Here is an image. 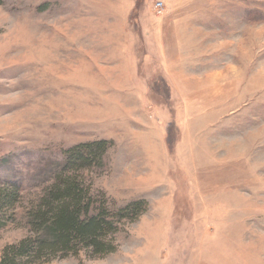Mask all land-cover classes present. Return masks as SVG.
Instances as JSON below:
<instances>
[{"label":"rangeland","instance_id":"obj_1","mask_svg":"<svg viewBox=\"0 0 264 264\" xmlns=\"http://www.w3.org/2000/svg\"><path fill=\"white\" fill-rule=\"evenodd\" d=\"M145 2L153 53L136 14L115 36L74 0H1L0 189L20 190L0 253L32 235L66 151L120 135L128 149L112 142L80 176L112 209L146 212L119 225L114 253L49 264H264V0ZM148 126L166 156L136 148Z\"/></svg>","mask_w":264,"mask_h":264},{"label":"trees","instance_id":"obj_2","mask_svg":"<svg viewBox=\"0 0 264 264\" xmlns=\"http://www.w3.org/2000/svg\"><path fill=\"white\" fill-rule=\"evenodd\" d=\"M1 3V0H0ZM145 0H136L132 15L138 20ZM112 142L101 140L77 145L65 152L53 182L42 191L30 214L32 235L8 245L0 253V264H49L89 252L103 258L116 251L114 234L124 220L136 222L147 210L144 199L112 209L105 195H95L80 176L101 166ZM0 189V230L7 212L19 199V187Z\"/></svg>","mask_w":264,"mask_h":264},{"label":"crops","instance_id":"obj_3","mask_svg":"<svg viewBox=\"0 0 264 264\" xmlns=\"http://www.w3.org/2000/svg\"><path fill=\"white\" fill-rule=\"evenodd\" d=\"M148 1L149 0H147V2ZM147 5L148 3L146 2L145 4L142 5L141 10L143 12L140 11L138 20L134 19V21H136L141 27V29L139 30L141 35L139 36H141L140 39L142 43L153 53V51L154 52L156 51V49L154 48L157 46L158 41L152 39V37H154L155 34H153V36L152 35L148 36L149 33L147 30L148 28L146 23L144 22L146 17L149 16V10L147 8ZM135 7H136V0H74L72 11L73 12L78 11V14L76 15H78L81 20L88 15V17L92 22L100 21L101 19L111 22L112 31L115 32L113 35L121 36L119 33H121L122 30H125V28H123V24L124 23L129 24V20L130 21L133 20L132 15L135 10ZM141 13L144 16H142ZM162 31L163 30H160V33ZM160 44L162 45L161 42L158 43V45ZM123 53L127 54L126 50H124ZM151 58L152 56H150L149 54L147 55L145 54L143 57V62L146 59H151ZM92 65L90 68H101L102 66L101 64L98 63H93ZM149 128L151 127L148 126L146 131L142 132L141 135L136 136V140H137L135 141L136 148L138 150H143V152L144 150H146L147 151L146 153L149 155L151 154L152 150L153 151L155 150L156 152V150L159 149L161 151L160 155L163 152L166 153L164 155L166 156L167 155V150H166L167 145H166V137H165L166 135L160 131L159 135L157 136V134H153V131H155V129L151 130ZM110 139L112 140V142H114L115 148L116 147L119 148L118 149L119 154L123 152L122 150H120V148H122L123 150L125 148L128 149L129 144H131L130 137L129 139L127 138L128 141L126 143H125L126 140L121 138L120 135H118L117 137L112 136ZM156 140L159 141V143H157ZM159 156L158 159L162 160L161 156L160 157ZM158 159L148 156L147 160H158ZM164 160L167 159L164 158Z\"/></svg>","mask_w":264,"mask_h":264},{"label":"built area","instance_id":"obj_4","mask_svg":"<svg viewBox=\"0 0 264 264\" xmlns=\"http://www.w3.org/2000/svg\"><path fill=\"white\" fill-rule=\"evenodd\" d=\"M155 8L159 15L163 14L164 4L162 2L157 3Z\"/></svg>","mask_w":264,"mask_h":264}]
</instances>
